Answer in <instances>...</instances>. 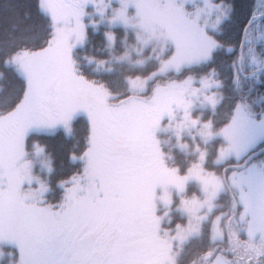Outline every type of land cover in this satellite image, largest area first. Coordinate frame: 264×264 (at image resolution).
Masks as SVG:
<instances>
[{
  "label": "snow or ice",
  "instance_id": "6c2138e0",
  "mask_svg": "<svg viewBox=\"0 0 264 264\" xmlns=\"http://www.w3.org/2000/svg\"><path fill=\"white\" fill-rule=\"evenodd\" d=\"M35 7L0 29V264H264V0L227 79L234 0Z\"/></svg>",
  "mask_w": 264,
  "mask_h": 264
},
{
  "label": "trees",
  "instance_id": "16d2710c",
  "mask_svg": "<svg viewBox=\"0 0 264 264\" xmlns=\"http://www.w3.org/2000/svg\"><path fill=\"white\" fill-rule=\"evenodd\" d=\"M35 3L36 0H0V29L6 27L14 18L23 17L26 12H30L35 21L37 19ZM234 3L236 4L237 11L233 23L222 33H218L222 42L225 44V48L221 51L216 66L225 79L230 76L229 64L240 52L239 26L247 18V14L254 6L255 0H234ZM229 47L232 48L231 52L228 51ZM8 87L10 89L18 87V84L10 79ZM75 127L77 138L82 137L86 131V122L81 121ZM38 137L54 158L56 173L52 179L62 178L71 174V171L75 170V165H71L68 161V153L66 151L68 145L67 138L62 133L51 136L41 135Z\"/></svg>",
  "mask_w": 264,
  "mask_h": 264
},
{
  "label": "rangeland",
  "instance_id": "374dc122",
  "mask_svg": "<svg viewBox=\"0 0 264 264\" xmlns=\"http://www.w3.org/2000/svg\"><path fill=\"white\" fill-rule=\"evenodd\" d=\"M95 43L98 45V44H99V40H96ZM33 142H38V143H40L42 146L45 147V145H44L43 143H41V140H40L37 136L34 138V141H33ZM69 175H70V174H69ZM65 177H66V176H65ZM62 178H64V177H62ZM60 179H61V178H57L55 181L51 180V182H52V186H53L54 189H55V186H56V184L58 183V181H59ZM54 195H55V196H58V195H59V192L56 191V192L54 193ZM50 198H54V197H53V196H50Z\"/></svg>",
  "mask_w": 264,
  "mask_h": 264
}]
</instances>
